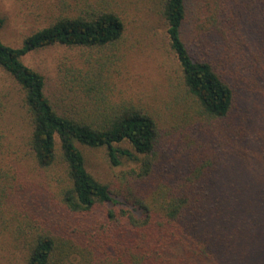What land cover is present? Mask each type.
<instances>
[{
    "label": "trees",
    "instance_id": "16d2710c",
    "mask_svg": "<svg viewBox=\"0 0 264 264\" xmlns=\"http://www.w3.org/2000/svg\"><path fill=\"white\" fill-rule=\"evenodd\" d=\"M158 5L182 69L183 84L198 114L211 119L231 115L237 94L229 73L244 70L262 74L264 25L252 29L261 34L256 42L242 45H254L259 52L232 51L237 18L223 16L227 0H202L196 30L199 46L204 48L195 54L182 34L187 0H158ZM229 7L232 11L231 2ZM73 10L27 34L18 47L0 39V68L24 91L31 124L28 146L42 174L33 182L42 189L32 191L29 197L24 183L14 188L0 172V264H67L73 260L75 264L78 258L86 264H217L211 231L222 229L221 214L228 220L237 216L243 221L248 209L241 181L224 180V172L243 177L237 174L236 161L222 164L215 142L226 131L215 135L220 129L214 126L211 134L207 128L195 131V135L189 133L186 146L169 159V164L161 165L154 158L159 126L150 113L104 98L95 99L94 108L86 112L73 113L56 106L46 94L45 76L25 64L22 57L54 44L103 47L120 41L125 32L123 18L106 0H76ZM4 23L0 17V32ZM209 38L213 49L205 46ZM87 78L92 87L93 75ZM200 125L207 124L200 121ZM238 130L234 125L225 134L233 150L244 147ZM80 145L105 147L113 166L121 165L124 159L140 166L113 187L87 168ZM57 163L63 166L61 176L55 179L58 190L54 191L44 170ZM253 210L254 218L243 226L244 238L259 228L264 232V214L258 208ZM20 213L30 219L29 227L19 221ZM38 213L45 221L35 215ZM71 215L79 220L71 222ZM66 219L68 223H62ZM59 225L67 226L63 233L68 238L57 234ZM70 227L83 248H75ZM59 248L69 252L63 254L62 249L60 254Z\"/></svg>",
    "mask_w": 264,
    "mask_h": 264
},
{
    "label": "rangeland",
    "instance_id": "374dc122",
    "mask_svg": "<svg viewBox=\"0 0 264 264\" xmlns=\"http://www.w3.org/2000/svg\"><path fill=\"white\" fill-rule=\"evenodd\" d=\"M106 1L124 20L125 32L120 41L93 48L54 44L30 51L22 57V61L45 76L46 94L63 110L73 113L90 111L95 106V99L104 98L150 113L159 126L160 136L154 158H158L161 165L169 164V159L183 145L186 146L189 133L195 135V131L199 133L207 128L211 134L214 126L220 129L215 135L226 131L215 144L219 145L222 164L224 161H236L237 174H243L240 179V176L235 178L224 172V180L228 183L241 181L244 186L242 194L247 197L243 201L248 208L247 220L239 221L237 216L228 220L224 218L225 214H221L222 229L214 228L210 233L214 241V261L217 264H264L262 228L243 237V226L249 225L255 216L253 209L258 208L264 214V70L262 74L244 70L239 74L229 73V82L237 94L231 115L212 119L200 115L194 99L183 84L182 69L171 48L167 24L159 11L158 0ZM187 3L188 14L182 34L191 51L197 54L204 48L199 46L196 30V16L202 0H187ZM227 4L228 9L223 16L228 18L232 14V18H237L234 41L231 46L228 45L232 51L237 48L247 54L259 52L254 45H242L256 42L261 35L252 29L264 25V0H227ZM74 8L76 0H0V17L5 20L0 39L18 47L27 34L53 23L61 14L74 13ZM205 46L213 49L211 38ZM90 75H93L92 87L88 84L91 81L87 76ZM23 98L24 91L19 84L0 68V172L8 176L14 188L24 183L25 192L30 197L32 191L38 193L42 189L33 184L42 178V174L30 154L28 137L31 124ZM190 118L195 120L190 121ZM200 121L205 122L206 127H202ZM234 125L239 128L240 143L244 146L236 150L227 144L225 135ZM57 146L60 148L58 139ZM80 146L87 168L97 179L113 187H117L123 177H130V171L140 166V163L128 159H124L121 165L113 166L105 147ZM123 146L132 149L128 143H123ZM62 166L57 163L44 170L47 183L54 191L58 190L55 179L61 176ZM35 215L44 220L39 213ZM70 218L71 222L79 220L74 215ZM19 221L24 227L31 225L30 219L23 213H20ZM62 223H68L67 219ZM65 227L59 225L56 228L62 239L68 238L63 233ZM69 229L70 236L76 239L75 248H83L71 233L73 227ZM62 249H58L60 254ZM67 252L64 250L63 254ZM15 264H18L17 261ZM75 264L86 263L78 258Z\"/></svg>",
    "mask_w": 264,
    "mask_h": 264
}]
</instances>
